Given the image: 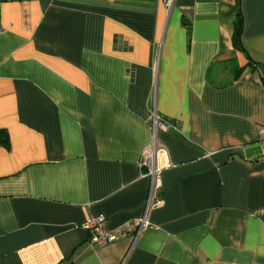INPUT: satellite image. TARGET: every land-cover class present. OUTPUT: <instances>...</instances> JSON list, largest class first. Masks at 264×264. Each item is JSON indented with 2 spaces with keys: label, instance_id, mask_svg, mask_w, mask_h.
Here are the masks:
<instances>
[{
  "label": "crops",
  "instance_id": "obj_1",
  "mask_svg": "<svg viewBox=\"0 0 264 264\" xmlns=\"http://www.w3.org/2000/svg\"><path fill=\"white\" fill-rule=\"evenodd\" d=\"M263 126L264 0H0V264H264Z\"/></svg>",
  "mask_w": 264,
  "mask_h": 264
},
{
  "label": "built area",
  "instance_id": "obj_2",
  "mask_svg": "<svg viewBox=\"0 0 264 264\" xmlns=\"http://www.w3.org/2000/svg\"><path fill=\"white\" fill-rule=\"evenodd\" d=\"M175 0H165L167 6L170 8ZM152 120L154 122V138L151 144L144 150L140 166L147 170L145 177L150 178V192L146 203V217L129 222L124 226L115 230L107 228V220L104 215L92 216L83 224V229L91 234L90 243L98 248H103L119 239L122 235L132 237L133 245L136 244L140 236L150 229L147 221V213L150 210L160 208L164 205V200L160 196L163 187L162 175L163 171L170 166L167 156V150L161 146L157 141V130H168L172 127L161 119L157 112L152 113ZM260 138L264 142V126L259 131Z\"/></svg>",
  "mask_w": 264,
  "mask_h": 264
},
{
  "label": "trees",
  "instance_id": "obj_3",
  "mask_svg": "<svg viewBox=\"0 0 264 264\" xmlns=\"http://www.w3.org/2000/svg\"><path fill=\"white\" fill-rule=\"evenodd\" d=\"M241 1L242 0H238V4H240ZM244 26H245V19H244L243 12L240 9L236 16V21L234 23V33H233L232 40H233V45L236 49L246 52V49L243 44ZM4 135H5V139L2 142L8 145L9 140H8L7 133L4 131H0V140H2Z\"/></svg>",
  "mask_w": 264,
  "mask_h": 264
}]
</instances>
